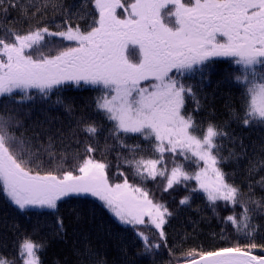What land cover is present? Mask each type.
Returning <instances> with one entry per match:
<instances>
[{"label": "snow or ice", "instance_id": "snow-or-ice-1", "mask_svg": "<svg viewBox=\"0 0 264 264\" xmlns=\"http://www.w3.org/2000/svg\"><path fill=\"white\" fill-rule=\"evenodd\" d=\"M56 17L61 23L56 24ZM81 20L86 21L83 28ZM20 22L26 25L22 29L16 27ZM49 38H57L59 47ZM221 57L238 66L230 80L240 88L241 109L227 105L229 119L246 128H264V0H81L76 11L64 0H0L3 193L20 210H56L67 197H97L120 223L136 231L144 254H158L163 247L171 255L164 225L173 213L123 173L122 182L110 179L113 165L94 155L106 132L102 157L112 147L109 139L127 149V155L117 152V169L127 165L142 182L159 177L164 191L185 187L181 205L190 206L201 192L213 212L220 202L232 207L233 214L222 222L231 224L237 240L250 242L188 250L184 264H264V255L251 251L258 247L254 241L261 227L253 217L264 214V197L257 198L254 188H264V175L255 183L249 180L245 194L233 182L234 174L223 170L229 161L247 159V177L264 171V145L258 152L252 145L250 155L241 138L225 131L228 121H198L193 115L201 109L208 69ZM192 80L196 83L186 82ZM71 86H91L99 93L95 110L107 128L84 115L75 117V127L69 124L68 131L51 115L25 125L20 117L31 116L37 99L73 115L70 98L61 95ZM225 140L239 151L230 148L225 156ZM71 143L83 144V153L70 155ZM186 163L196 170H186ZM189 181L195 186L189 187ZM236 206L242 208L239 216ZM146 219L158 230L155 238L137 229ZM57 227L63 233L59 217ZM45 246L26 235L11 257L0 251V264H42ZM84 254L90 264H104L87 244Z\"/></svg>", "mask_w": 264, "mask_h": 264}, {"label": "trees", "instance_id": "trees-1", "mask_svg": "<svg viewBox=\"0 0 264 264\" xmlns=\"http://www.w3.org/2000/svg\"><path fill=\"white\" fill-rule=\"evenodd\" d=\"M80 0H64L65 5L71 6L72 11H76ZM13 12L11 17H15ZM10 17V19H11ZM61 23L59 17H56V24ZM83 28L86 21H79ZM26 25L20 22L16 25L18 29ZM52 30H56L54 25L49 24ZM53 45L59 47L57 38H49ZM47 54V49H45ZM135 59L136 57H131ZM238 66H235L231 59L220 60L215 58L208 69L210 75L203 81L201 93V109L193 112L194 117L200 121L203 120L223 123L228 121V127L225 131L241 138L248 146L249 154H252V145H264V128H246L240 126L237 122L229 119V110L227 105H232L237 112L241 109L240 88L230 80V74ZM198 79V77H197ZM196 83V80L186 81ZM62 96L70 98L74 113L69 115L62 107L48 108L37 99L32 105L30 117L21 115L25 125L32 121L44 120L46 115L59 117L63 127L68 131L71 124L75 127V117L84 115L98 123L103 124L105 128L109 125L101 116L96 113L94 98L99 93L91 86L66 87L61 93ZM203 97H206L204 99ZM53 100L56 97L52 98ZM194 105L188 102L187 108L192 110ZM47 109V111H46ZM83 133L80 139H84ZM106 132L99 136L100 144L94 155L96 158H104L106 162L113 165L109 169V177L113 182H122L123 177L120 173L128 177L129 183L144 187L149 196L156 202L166 204L173 215L164 225V231L168 240V248L172 250L171 255L162 247L158 254L146 255L143 253L141 239L131 226L124 225L118 221L97 197L81 196L67 197L58 202L56 210L30 208L20 210L11 203L0 187V251L11 257L15 253L17 241L24 236H30L35 241L43 242L46 246L41 254L42 264H90V257L85 255V244L90 246L93 251L98 253L94 259L103 260L104 264H180L184 262V253L188 250L211 251L221 247L232 246L240 243L241 245L250 241L237 240L236 234L232 230L230 223H223L222 218L233 214L232 207L221 206L213 212L203 193L197 192L193 195L190 206L181 205L180 199L188 194V189L183 186H176L174 189L164 191L165 182L161 178L155 181L142 182L134 177L132 170L127 165H122L117 169L114 165L117 163L116 154L122 151L127 155V149H118L114 141L109 139L107 143L112 147L102 157L104 151ZM91 143V141H90ZM128 143H143L142 140H130ZM224 155H228V149L236 146L224 141ZM59 147V145H58ZM83 144L77 145L71 143L68 152L71 155L79 151L83 153ZM93 147H97L93 143ZM239 151V148L236 147ZM147 155V154H146ZM148 158H156L150 156ZM165 161L168 163L169 156L165 154ZM248 165L247 159H241L239 164L229 161L223 166L226 173L234 174L232 180L239 185L245 194H248L249 180L255 183L264 175V171L252 177H247L245 168ZM186 170L193 171L196 167H189L185 164ZM189 187L195 186V181L187 182ZM254 193L257 198L264 197V188L255 187ZM242 212L240 206H236L235 214L237 216ZM61 218L64 223V231L60 233L57 227V218ZM253 223L261 226L260 232L255 239L257 248L252 249L256 256L264 255V214L254 215ZM139 231L145 233L150 239L156 237L158 230L146 219L145 225L137 226ZM223 237V238H222Z\"/></svg>", "mask_w": 264, "mask_h": 264}, {"label": "rangeland", "instance_id": "rangeland-1", "mask_svg": "<svg viewBox=\"0 0 264 264\" xmlns=\"http://www.w3.org/2000/svg\"><path fill=\"white\" fill-rule=\"evenodd\" d=\"M81 3V0H80V2H79V4ZM132 57H134V55L132 56ZM217 59H220V60H230L231 58H223V57H221V58H217Z\"/></svg>", "mask_w": 264, "mask_h": 264}, {"label": "water", "instance_id": "water-1", "mask_svg": "<svg viewBox=\"0 0 264 264\" xmlns=\"http://www.w3.org/2000/svg\"><path fill=\"white\" fill-rule=\"evenodd\" d=\"M254 255V254H253ZM181 264H184V263H181Z\"/></svg>", "mask_w": 264, "mask_h": 264}]
</instances>
